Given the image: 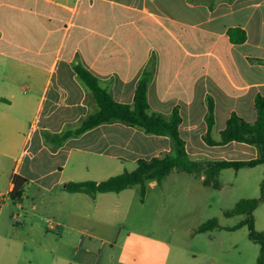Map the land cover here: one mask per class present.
<instances>
[{"label": "crops", "instance_id": "0c3cea01", "mask_svg": "<svg viewBox=\"0 0 264 264\" xmlns=\"http://www.w3.org/2000/svg\"><path fill=\"white\" fill-rule=\"evenodd\" d=\"M231 28L245 32L244 42L229 41ZM76 64L114 101L126 105L133 104L136 84L148 72L149 112L169 117L177 111L178 132L190 160L245 161L258 156L252 145H208L205 136L208 99L214 142L232 113L255 121V97H264V0H0V192L9 197L13 177L24 181L20 198L12 201L23 215L11 214V220H27L19 228L25 234L23 247L38 251L29 235L32 229L46 239L44 232L60 227L54 245L42 249L60 254L64 234L82 233L86 224L108 218L118 222L121 207L126 218L131 188L94 198L64 190L65 183L77 180L66 172L73 152L136 168L139 159L172 151L169 137L119 122L98 125L58 147L44 142L41 132L75 129L96 111L74 72ZM45 215L58 221L47 220L42 230ZM69 251L92 256L89 243ZM179 264L196 263L182 258Z\"/></svg>", "mask_w": 264, "mask_h": 264}, {"label": "rangeland", "instance_id": "374dc122", "mask_svg": "<svg viewBox=\"0 0 264 264\" xmlns=\"http://www.w3.org/2000/svg\"><path fill=\"white\" fill-rule=\"evenodd\" d=\"M71 156L66 172H72L75 182H101L135 169V165L112 164L94 154L73 152ZM101 164H107L108 168L101 169ZM218 179L220 188L213 189L204 187L197 175L173 170L155 187L146 184L144 193L134 186L129 189L131 198H123L132 202L126 218L121 207L118 222L108 218L101 224H86L80 230L82 233L64 234L62 244L59 243L60 254L42 250L54 245V240L61 235L60 227L44 232L46 239L35 229L29 232L38 251L21 245L25 234L19 228L27 220L23 217L11 220L13 212L16 215L23 212L15 211L12 200L5 197L0 207V264H82L84 261L88 264H179L182 258L196 264H256L259 246L248 239V227L228 229L245 216L225 217L224 213L241 199L260 196L264 165L238 171L225 169ZM252 217L254 229L264 230V203L257 206ZM212 219L217 221L218 228L197 231ZM47 220L58 221L52 215L43 216L42 230H46ZM86 243L92 251L90 258H82L81 253L68 254L72 247L80 251ZM98 256V262H94Z\"/></svg>", "mask_w": 264, "mask_h": 264}, {"label": "trees", "instance_id": "16d2710c", "mask_svg": "<svg viewBox=\"0 0 264 264\" xmlns=\"http://www.w3.org/2000/svg\"><path fill=\"white\" fill-rule=\"evenodd\" d=\"M228 39L231 43L240 44L244 42L246 35L239 28H231L228 30ZM73 68L78 80L89 91L96 111L86 116L75 129H67L54 135L45 131L41 132L44 142L58 147L67 139L77 137L98 125L119 122L126 126L141 129L148 135L169 137L172 151L164 156L152 157L149 160L139 159L136 161V168L133 171L123 172L101 182H67L64 184V190L68 193H83L94 198L98 194H118L134 186H139L141 193H144L145 185L148 182L155 181L158 184L173 170L191 175H201L203 176L201 183L204 187L218 189L220 188L219 173L222 170L233 169L238 171L264 165V97H255L256 118L253 123L246 122L232 113L225 128L220 132L218 142L210 139L213 106L211 100L208 99L206 143L208 145H224L229 142L244 143L256 147L258 156L255 159L245 161L209 160L200 163L190 160L186 154L184 142L178 132L180 118L177 111H173L169 117L149 112L147 85L150 75L148 72H144L136 84L133 104L126 105L114 101L109 91L102 87L99 81L80 64L74 65ZM12 183L13 189L9 193V198L13 201L20 198L24 181L15 176ZM261 203H264V180L260 183V196L258 198L241 199L232 210L224 213L225 217L245 216L244 220L228 229L235 230L244 225L248 227V239L259 246L256 264H264V231L254 229L252 212ZM215 228H218V224L215 219H212L202 224L197 231L203 233Z\"/></svg>", "mask_w": 264, "mask_h": 264}, {"label": "built area", "instance_id": "2783aa9c", "mask_svg": "<svg viewBox=\"0 0 264 264\" xmlns=\"http://www.w3.org/2000/svg\"><path fill=\"white\" fill-rule=\"evenodd\" d=\"M5 197H8V196H0V204H3L4 203V201H5ZM51 228H52V226H51Z\"/></svg>", "mask_w": 264, "mask_h": 264}]
</instances>
